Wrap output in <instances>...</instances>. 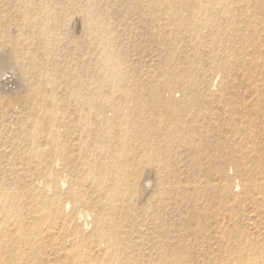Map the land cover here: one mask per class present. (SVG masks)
<instances>
[{"label":"bare ground","instance_id":"obj_1","mask_svg":"<svg viewBox=\"0 0 264 264\" xmlns=\"http://www.w3.org/2000/svg\"><path fill=\"white\" fill-rule=\"evenodd\" d=\"M116 2L0 0V264H264V0Z\"/></svg>","mask_w":264,"mask_h":264},{"label":"rangeland","instance_id":"obj_2","mask_svg":"<svg viewBox=\"0 0 264 264\" xmlns=\"http://www.w3.org/2000/svg\"><path fill=\"white\" fill-rule=\"evenodd\" d=\"M120 1H122L123 3H124V0H120ZM120 1H118L117 0V2H116V5H118V6H121V4H123L122 2L121 3H119ZM118 3V4H117ZM110 8H111V10L109 11V13H108V15H106V16H104V17H106L105 19H104V21H106V24H107V28L109 29V30H111V31H113V34L115 35V36H118L119 37V33H120V28H121V23H120V18L119 17H112V16H114V15H112L111 13L114 11V9H115V7L113 6V4L112 3H110ZM109 14H111V15H109ZM109 17V18H108ZM78 18V17H77ZM108 25H109V27H108ZM118 25V26H117ZM80 24H78L77 25V32L79 33V31H80ZM118 27V28H117ZM117 29V30H116ZM116 31H117V35H116ZM115 32V33H114ZM79 35V34H78ZM32 48H30V50H31ZM9 75H6L5 77H3L2 78V82L4 83V86H1V84H0V91L2 90V88L5 90V91H7L8 89H10V88H12L13 89V86H12V84L8 81V77Z\"/></svg>","mask_w":264,"mask_h":264}]
</instances>
